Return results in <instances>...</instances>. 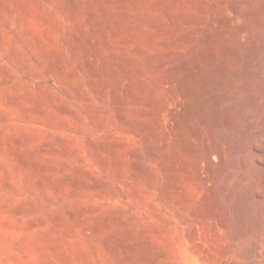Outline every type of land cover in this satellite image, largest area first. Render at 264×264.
<instances>
[{
	"label": "rangeland",
	"instance_id": "rangeland-1",
	"mask_svg": "<svg viewBox=\"0 0 264 264\" xmlns=\"http://www.w3.org/2000/svg\"><path fill=\"white\" fill-rule=\"evenodd\" d=\"M0 264H264V0H0Z\"/></svg>",
	"mask_w": 264,
	"mask_h": 264
},
{
	"label": "bare ground",
	"instance_id": "bare-ground-1",
	"mask_svg": "<svg viewBox=\"0 0 264 264\" xmlns=\"http://www.w3.org/2000/svg\"><path fill=\"white\" fill-rule=\"evenodd\" d=\"M260 9H262V8H260ZM239 12V11H238ZM257 12V11H256ZM237 13V12H236ZM256 31V30H255ZM262 52V51H261ZM246 63V62H245ZM260 74V73H259ZM255 79V78H254ZM203 88V87H202ZM220 106H222V105H220ZM224 108V107H223ZM202 132V131H201ZM203 135V134H202ZM230 142H231V140H229ZM239 145H241V144H239ZM246 146V145H245ZM229 151V150H228Z\"/></svg>",
	"mask_w": 264,
	"mask_h": 264
}]
</instances>
